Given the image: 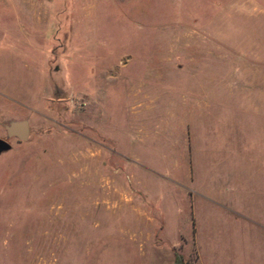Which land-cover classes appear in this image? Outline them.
Masks as SVG:
<instances>
[{
	"label": "rangeland",
	"instance_id": "374dc122",
	"mask_svg": "<svg viewBox=\"0 0 264 264\" xmlns=\"http://www.w3.org/2000/svg\"><path fill=\"white\" fill-rule=\"evenodd\" d=\"M34 2L0 52V264H264V0ZM226 172L241 220L201 193Z\"/></svg>",
	"mask_w": 264,
	"mask_h": 264
},
{
	"label": "crops",
	"instance_id": "0c3cea01",
	"mask_svg": "<svg viewBox=\"0 0 264 264\" xmlns=\"http://www.w3.org/2000/svg\"><path fill=\"white\" fill-rule=\"evenodd\" d=\"M39 4H44L45 1L48 0H36ZM20 4L21 6H23L22 9V15L26 14L28 9H26L27 7H32L34 5V0H0V20L2 18H5V21H0V52L5 50L3 48L5 47H11V45L13 44V38H15L16 36H18V32H22V34L25 33L26 37L29 35L30 31H26L25 27L23 26V20L22 19L20 21L19 17L22 16L21 12L17 10L16 6L17 4ZM26 31V32H25ZM16 42V40H15ZM197 130V128H196ZM192 133L194 132V130H191ZM212 132V131H211ZM202 138V137H201ZM201 138L200 136L195 137V135L191 136V140L194 141H200L201 142ZM202 143V142H201ZM228 148V147H227ZM227 148H225V150H227ZM202 154H204L205 150H204V146L202 144ZM228 153L234 152L233 149H229L227 150ZM198 151H193L191 153V164H195V157L197 155ZM224 161V160H222ZM221 163V162H220ZM219 174H216L215 180H213L212 185H210V188H206L204 190V187L201 190V193L204 197V199L207 201H209L208 203H213L214 205H216L217 208L222 207L223 205H225L226 209H230V217L232 220H241L242 215L239 216V211L237 214V211L234 210L233 206L231 204H233V200L232 198H229V196H226L225 194H227V192L229 191V193H233L235 186L232 185L231 182H233V176L228 175L227 172L224 174H221L219 176H217ZM194 178H196L195 176V171L193 168V173L192 175H187L184 178H182L181 180H176L174 178H169V177H157L154 174H149V178L146 177V181L149 182H154V181H158L160 179L165 180L168 184L172 185L174 188H179L181 186V184H185V183H189L192 184ZM214 179V178H213ZM140 181V180H139ZM230 182V183H228ZM146 186V185H145ZM145 192H148V188L145 187ZM149 191H152L151 189ZM154 192V191H153ZM155 197H154V202H153V207L156 209V211L164 213L165 214V207H166V202L164 200V195H163V191H161V189L159 190H155ZM177 193V192H176ZM225 193V194H224ZM190 198V197H189ZM188 198V199H189ZM178 201L176 198L175 199H170L168 202V205L171 204V206H176ZM189 203V200H188ZM229 203V204H228ZM170 206V205H169ZM242 212V211H241Z\"/></svg>",
	"mask_w": 264,
	"mask_h": 264
},
{
	"label": "water",
	"instance_id": "95a60500",
	"mask_svg": "<svg viewBox=\"0 0 264 264\" xmlns=\"http://www.w3.org/2000/svg\"><path fill=\"white\" fill-rule=\"evenodd\" d=\"M6 137H15L17 140H26L28 137V121L25 118L12 119L3 125ZM10 148L5 138H0V153Z\"/></svg>",
	"mask_w": 264,
	"mask_h": 264
},
{
	"label": "trees",
	"instance_id": "16d2710c",
	"mask_svg": "<svg viewBox=\"0 0 264 264\" xmlns=\"http://www.w3.org/2000/svg\"><path fill=\"white\" fill-rule=\"evenodd\" d=\"M181 255L177 252H173V260L171 264H182Z\"/></svg>",
	"mask_w": 264,
	"mask_h": 264
}]
</instances>
